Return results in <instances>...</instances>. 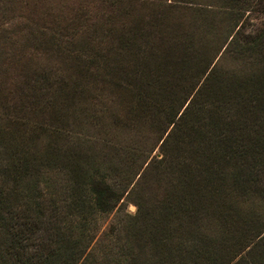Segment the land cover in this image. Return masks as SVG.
<instances>
[{"label": "trees", "instance_id": "obj_1", "mask_svg": "<svg viewBox=\"0 0 264 264\" xmlns=\"http://www.w3.org/2000/svg\"><path fill=\"white\" fill-rule=\"evenodd\" d=\"M215 1L159 0L169 16L124 30L121 48L148 33L175 63L101 76L94 154L67 160L71 129L27 132L0 111V264H264V0ZM252 5L262 16L245 26Z\"/></svg>", "mask_w": 264, "mask_h": 264}, {"label": "rangeland", "instance_id": "obj_2", "mask_svg": "<svg viewBox=\"0 0 264 264\" xmlns=\"http://www.w3.org/2000/svg\"><path fill=\"white\" fill-rule=\"evenodd\" d=\"M158 2L0 0V111L15 118L20 128L27 132L39 124L71 129L73 138H58L62 145L61 155L68 157L67 160L75 151L82 156L94 154L99 148V144L93 142L94 135L104 134L99 123L107 122L106 118L98 120L95 117L101 107L106 106L105 97L99 96V92H108L106 82L110 80L101 76L120 75L128 80L127 76L134 71L130 60L141 62L140 59L155 54V60L160 54L163 56L161 60L167 63L166 66L175 63L168 54L164 39L156 40L148 33L138 35L133 42L137 45L120 47L119 40L124 38V33H127L124 30L128 26L146 25L155 14H171L166 6H151ZM261 16L257 6L252 5L241 22L249 26L257 23ZM159 41L163 42V49L159 47L162 46ZM121 100V105L126 102L124 96ZM125 131L122 135L128 140L130 133ZM84 135L91 139L88 142L83 140ZM34 142L39 146L43 143L37 139ZM159 144L152 151V156H161ZM66 178L64 172L57 174L61 184ZM139 192L141 190L137 188L135 192L124 194L121 211L135 213L133 200L137 199ZM160 196L152 187L150 200L155 201ZM112 216L113 213L99 217L102 229Z\"/></svg>", "mask_w": 264, "mask_h": 264}]
</instances>
